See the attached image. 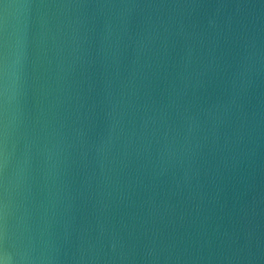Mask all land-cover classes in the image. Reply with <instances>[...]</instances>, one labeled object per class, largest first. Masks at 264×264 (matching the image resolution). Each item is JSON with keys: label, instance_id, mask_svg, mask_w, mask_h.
<instances>
[{"label": "water", "instance_id": "water-1", "mask_svg": "<svg viewBox=\"0 0 264 264\" xmlns=\"http://www.w3.org/2000/svg\"><path fill=\"white\" fill-rule=\"evenodd\" d=\"M3 264H264V0H0Z\"/></svg>", "mask_w": 264, "mask_h": 264}, {"label": "snow or ice", "instance_id": "snow-or-ice-1", "mask_svg": "<svg viewBox=\"0 0 264 264\" xmlns=\"http://www.w3.org/2000/svg\"><path fill=\"white\" fill-rule=\"evenodd\" d=\"M3 151V141L2 137H0V154H2ZM2 210H3V191L2 188H0V252L3 251V216H2ZM0 264H3V261L0 260Z\"/></svg>", "mask_w": 264, "mask_h": 264}]
</instances>
